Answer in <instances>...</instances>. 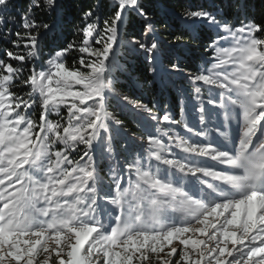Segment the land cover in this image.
Listing matches in <instances>:
<instances>
[{
  "label": "snow or ice",
  "instance_id": "1",
  "mask_svg": "<svg viewBox=\"0 0 264 264\" xmlns=\"http://www.w3.org/2000/svg\"><path fill=\"white\" fill-rule=\"evenodd\" d=\"M226 6L234 19L181 14L186 31L211 33L210 58L185 75L193 123L187 103L176 119L116 90L122 46L153 76L183 75L162 64L141 0H109L107 13L97 2L78 38L47 54L56 24L37 15L60 5L28 0L23 31L0 49V264H264V22L244 14L247 0ZM14 7L0 0V25ZM132 15L150 43L121 44Z\"/></svg>",
  "mask_w": 264,
  "mask_h": 264
},
{
  "label": "trees",
  "instance_id": "2",
  "mask_svg": "<svg viewBox=\"0 0 264 264\" xmlns=\"http://www.w3.org/2000/svg\"><path fill=\"white\" fill-rule=\"evenodd\" d=\"M97 2L102 5V10L107 13L109 0H58L60 7L56 12L43 17L37 15L38 20L43 19L50 24L53 22L56 24L55 31L46 37L45 54L48 53L49 49L62 47L67 42L77 39L83 13L90 7H95ZM141 2L152 17L157 34L164 41L161 53L162 64L165 67H170L169 60L180 63L183 75L161 72L153 76L148 72L149 65L143 54L128 51L126 47L122 46L118 49V67L113 73L116 90L147 104L149 107H155L159 114H163L167 106V110L176 119H181V107L187 103L189 115L185 118L193 122L190 115L191 106L197 101L185 80V75L189 72H195L203 65L205 59L210 58L211 53H205L203 49L210 42L208 38L211 33L202 25H198V30L195 32L186 31L181 14L185 10H208L214 13H227L229 19H234L235 10L227 8V0H141ZM13 3L15 7L10 10L13 19L6 20L4 24L0 25V33H3L0 35V49L12 47L5 41L15 39V31H23L20 28L19 20L24 8L28 5V0H13ZM244 14L257 23L264 22V0H247V9ZM8 29L12 30L10 35ZM142 33L143 22L141 18L134 15L128 16L125 26L121 29V44L126 45L127 41L133 37L142 41L147 40L150 43L152 37L150 35L145 37ZM182 34L183 39L177 43L174 37ZM191 35L198 38L191 39ZM169 43H176L177 46L170 47ZM75 55L74 52L68 56L67 63L69 65L72 64ZM204 100L206 102L207 95L204 96ZM110 110L125 120L129 129L136 132L137 135L140 134L131 117L127 113H121L115 102L112 103ZM177 130L181 133L184 131L182 128ZM162 139L167 143V137H162Z\"/></svg>",
  "mask_w": 264,
  "mask_h": 264
}]
</instances>
